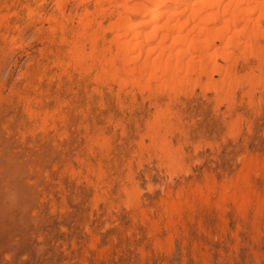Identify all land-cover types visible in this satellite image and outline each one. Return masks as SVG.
<instances>
[{
  "label": "rangeland",
  "instance_id": "obj_1",
  "mask_svg": "<svg viewBox=\"0 0 264 264\" xmlns=\"http://www.w3.org/2000/svg\"><path fill=\"white\" fill-rule=\"evenodd\" d=\"M54 2L0 0V264H264V62L218 61L259 79L228 99L199 73L177 93L94 80L49 36Z\"/></svg>",
  "mask_w": 264,
  "mask_h": 264
},
{
  "label": "bare ground",
  "instance_id": "obj_2",
  "mask_svg": "<svg viewBox=\"0 0 264 264\" xmlns=\"http://www.w3.org/2000/svg\"><path fill=\"white\" fill-rule=\"evenodd\" d=\"M69 1L73 2V11L65 12ZM28 6L26 15L32 16ZM54 10L47 18L51 23L47 27L49 36L53 39L59 32L64 43L69 33L68 60L80 71L85 69L82 63L90 60L86 72L96 69L94 80L108 79L120 87L140 91H151L155 82L161 90L177 93L179 86L190 84L193 73H199L206 76V85L222 99L230 97L241 78L249 85L259 82L253 74L237 76L228 67L231 65L225 68L218 61H230L238 50V56L250 54L264 62V44L257 43L264 36V0H55ZM108 32L111 36L107 40ZM80 38L88 41L87 51L79 43ZM214 73L219 74L218 79L213 80ZM151 128L155 145L165 155L168 153L170 164L179 152L172 149L165 135ZM211 190L214 185L206 183L192 192L207 199ZM243 196L240 204L246 205L251 200ZM224 197L223 191L221 200ZM260 201L257 208L263 203ZM164 203L166 211H181L179 204Z\"/></svg>",
  "mask_w": 264,
  "mask_h": 264
}]
</instances>
